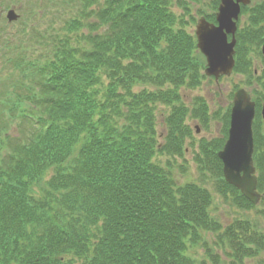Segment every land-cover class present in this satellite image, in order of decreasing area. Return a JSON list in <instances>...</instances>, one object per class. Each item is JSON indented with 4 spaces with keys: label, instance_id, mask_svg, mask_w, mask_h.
Instances as JSON below:
<instances>
[{
    "label": "trees",
    "instance_id": "1",
    "mask_svg": "<svg viewBox=\"0 0 264 264\" xmlns=\"http://www.w3.org/2000/svg\"><path fill=\"white\" fill-rule=\"evenodd\" d=\"M22 1L24 27L31 22L36 29V16L56 7L72 14L65 30L76 37L63 33L56 43L52 27L44 47L49 57L43 65L32 62L31 78L0 73V101L6 103L0 110V264H193L188 243L205 241L204 232L218 236L230 249L226 256L238 264L264 252V231L249 220L223 227L212 213L214 195L205 183L178 184L170 163L153 160L158 152L183 156L186 139L193 136L189 117L209 125L205 102L191 109L180 104V87L201 82L204 62H195L196 38L176 26L168 0ZM242 12L248 24L237 34L236 72H247L243 59L255 44L261 65L250 76L258 85L253 97L260 109L264 0ZM205 16L215 21V14ZM6 37L1 31L0 52L5 49L7 64L17 68L28 46ZM104 76L108 84L100 90ZM140 83L157 88L133 91ZM24 90L31 106L21 103ZM158 104L170 110L162 139ZM227 118L228 127L230 113ZM12 123L18 124L9 132ZM254 136L264 194L260 115ZM223 142L201 139L197 170L204 178L214 175L216 192L231 193L239 208L258 209L264 198L254 205L225 181L218 156ZM221 260L214 259L224 264Z\"/></svg>",
    "mask_w": 264,
    "mask_h": 264
},
{
    "label": "rangeland",
    "instance_id": "2",
    "mask_svg": "<svg viewBox=\"0 0 264 264\" xmlns=\"http://www.w3.org/2000/svg\"><path fill=\"white\" fill-rule=\"evenodd\" d=\"M10 1L12 0H0V32L2 31L3 37H6L8 35L9 37L6 38H10L13 44H19L23 40L27 41V45L29 48L25 51V60L23 61L26 62L24 64V67L26 69H30L32 67V62H35L38 65H43L45 61H47L49 57V51H45L43 47H45V41H48L47 32L50 31V28L52 26H54V32L57 33L56 36H52V39H55L56 43L59 42L58 38L63 33H70L72 40L76 37V34L73 36V32L65 30V24L67 22L66 20L72 18L70 17L72 14L62 13L65 10H61L59 12L56 7L47 9L45 13L36 16L35 20L33 17V24L35 25L36 29L32 27L31 22L27 24V27H24V24L21 23V20H13L9 23L7 20V11L9 9ZM214 1L215 0H168V4L170 6V9L177 16L176 26L183 27L188 32L195 35L197 21L205 14L216 13V10L214 8V3L216 1ZM258 1L261 0H253L251 4H256ZM23 2L24 1H22V3ZM17 3H19V0H17ZM15 9L13 12L14 16H16V19H18L19 16H22L21 19H24L25 13L23 8L16 6ZM52 9H54L55 11L53 12ZM27 11L29 12V8H27ZM247 19L248 18H245L244 16L241 18V28L243 27L244 22L248 24ZM24 29L28 30V32H26L25 34ZM262 45L260 46L261 54ZM249 47H247L249 49V52L243 59L246 63H248L247 72H236L237 70L235 69V72H233L231 76H223L219 79L218 82L215 81L214 77H207L204 73V69L206 66L205 57L198 50L194 53L195 62H204L203 67H201V74L204 75V77L202 80H200L201 82L194 88H189L186 84L185 86L180 87L179 94H181L182 96L180 104H182L183 102L189 109H191L195 103L201 102L202 104L205 102L208 107V128H205L198 119L189 117L187 123L193 130V136L192 138L186 139L184 145L185 153L183 154V156L168 155L166 153L158 152L153 160L155 162H161L165 166L170 163L171 172L173 173L174 179L178 184H185L187 182L205 183L204 185L214 195L212 213L221 222L223 227L231 225L236 220H249V222L253 226L257 227L260 231L263 232L264 215L260 210L264 209V203L260 204V207L258 209L245 210L239 208L233 203V195L231 193L222 195L216 192L215 182L217 180L214 179V175H212L211 173H207L205 175V178L200 175L199 171L197 170V160H195L196 155L198 156L200 154L199 143L202 138H205L207 140L218 138L221 140L225 139L226 141L228 135L226 136L225 131L227 129L229 130L230 126V120L228 127L226 124V120L228 119L227 114L231 113L234 88L237 86L246 88L253 97V91L258 85L255 82L254 78L250 76V74L252 69H254L256 74H258V67L261 65V58L257 51L252 50L254 49V47L257 48L255 44L254 46L250 48ZM51 48L53 47L51 46ZM8 57V52L5 51V49H3V51L1 50L0 73H4L2 74L3 76H5L6 74L9 75V73L13 69L12 67L10 68V66L7 64ZM19 69L22 68H20L19 66ZM103 78L104 79L102 80V83L99 85L100 90H104L106 88V85L108 84L107 77L105 78L104 76ZM170 87V84H165L164 86L165 89ZM143 88L155 90L157 87L155 85L140 83L136 86H133V91H139ZM253 99L257 100V98L255 97H253ZM262 106L260 107V109L258 107L259 112L261 111ZM169 111L170 110L167 106L158 104L155 115L157 131L159 133L160 139H162V135L166 132V125L164 124L163 119L169 114ZM257 115H260V113H258ZM193 143H195V146L192 145ZM224 143L225 142H223V145ZM48 177H50V175H46L45 180H47ZM203 178L204 180L202 181ZM202 238L205 241H200L195 246H192L191 242L188 243L189 248L187 249L186 254L192 257L193 264H216L214 259L217 261L219 257H221V261H223L224 264L237 263L234 257L226 256V252H229L230 249L222 243H219L220 241L218 239V236L209 232H204ZM205 242L208 247L205 246ZM209 248L213 250V256H209V254L207 253V250H209ZM215 254L219 256L217 257L215 256ZM263 261L264 252H262L259 256L245 259L242 264H263Z\"/></svg>",
    "mask_w": 264,
    "mask_h": 264
},
{
    "label": "water",
    "instance_id": "3",
    "mask_svg": "<svg viewBox=\"0 0 264 264\" xmlns=\"http://www.w3.org/2000/svg\"><path fill=\"white\" fill-rule=\"evenodd\" d=\"M250 0H221L217 13V24L205 17L199 19L196 29L197 46L207 59L205 73L215 76L231 75L235 66V46L237 21L241 13V4ZM15 20L14 12L8 15ZM229 34L232 39L229 41ZM264 54V44L262 47ZM264 116V108H263ZM256 115L255 102L245 89H239L234 95L231 110V122L228 140L219 152L223 162V172L227 182L238 188L245 198L258 204L261 194L258 191V177L254 165L253 124Z\"/></svg>",
    "mask_w": 264,
    "mask_h": 264
}]
</instances>
